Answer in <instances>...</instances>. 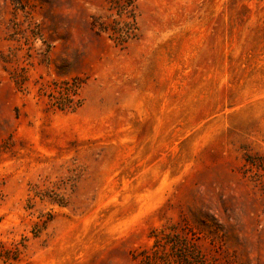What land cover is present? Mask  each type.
<instances>
[{"label": "rangeland", "instance_id": "rangeland-1", "mask_svg": "<svg viewBox=\"0 0 264 264\" xmlns=\"http://www.w3.org/2000/svg\"><path fill=\"white\" fill-rule=\"evenodd\" d=\"M0 264H264V0H0Z\"/></svg>", "mask_w": 264, "mask_h": 264}]
</instances>
